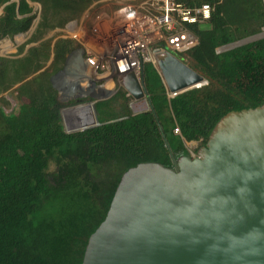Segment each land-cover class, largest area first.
<instances>
[{"label": "trees", "instance_id": "trees-1", "mask_svg": "<svg viewBox=\"0 0 264 264\" xmlns=\"http://www.w3.org/2000/svg\"><path fill=\"white\" fill-rule=\"evenodd\" d=\"M30 1L42 6L30 40L40 44L21 58L0 57V96L11 92V100L24 102L9 115L0 109V264H83L89 239L106 219L126 171L149 162L173 167L158 121L179 159L190 155L187 144L206 146L230 112L264 105V39L218 53L263 32L264 0H176L213 8L206 28L190 26L199 38L189 54L192 68L209 84L170 99L157 66L147 64L145 83L155 113L134 115L131 99L120 90L96 105L102 126L74 134L65 132L51 78L77 45L44 38L105 0ZM4 6L0 40L33 28L38 15L28 0H0ZM24 52L21 47L17 56ZM2 102L10 107L6 98Z\"/></svg>", "mask_w": 264, "mask_h": 264}, {"label": "water", "instance_id": "water-1", "mask_svg": "<svg viewBox=\"0 0 264 264\" xmlns=\"http://www.w3.org/2000/svg\"><path fill=\"white\" fill-rule=\"evenodd\" d=\"M262 39L264 30L218 53ZM155 65L171 93L209 84L170 51L157 52ZM86 69L84 50L76 49L51 78L66 134L102 126L96 105L119 89L134 115L155 113L145 69L140 79L120 78L118 90L86 81ZM158 124L173 167L149 162L126 171L83 264H264V105L227 114L196 157L176 159Z\"/></svg>", "mask_w": 264, "mask_h": 264}, {"label": "built area", "instance_id": "built-area-1", "mask_svg": "<svg viewBox=\"0 0 264 264\" xmlns=\"http://www.w3.org/2000/svg\"><path fill=\"white\" fill-rule=\"evenodd\" d=\"M92 9L98 10L91 29L93 39L80 38L79 43L84 50L87 79L108 90L126 75L140 79L145 65H155L159 51L183 57L191 54L199 38L190 26L206 24L213 13L209 5L190 8L176 0H105ZM180 94L168 90L170 99ZM10 108L3 111L9 115L16 109ZM175 133L180 134V130L175 129Z\"/></svg>", "mask_w": 264, "mask_h": 264}, {"label": "crops", "instance_id": "crops-1", "mask_svg": "<svg viewBox=\"0 0 264 264\" xmlns=\"http://www.w3.org/2000/svg\"><path fill=\"white\" fill-rule=\"evenodd\" d=\"M14 1H17V0H14ZM28 1H29L30 5L34 8V13H37V15H38V18L36 20L35 25L33 26V28L28 33H26V34H20V35H23V36L18 35V36L14 37V38H7V39H14L15 40V44L12 41H10V42L13 44V46L16 49H18L17 51H19V49L21 47H25V52H24V54L22 56H17L18 55V52H17V54L14 55V56H8V55H10V53H7V54L4 53V54H0V57H5V58H21L24 55H26L28 53V51L32 47L38 46L40 44V42H38V43H30V40L33 37V35L35 34V32L37 30V27H38V24L40 22L41 13H42V6L40 4H37V3H32L30 0H28ZM92 7L84 15H82L81 18L69 22L65 26V28H63V29H56L55 31H52V33H53L52 35L53 36L52 35L49 36V34L51 32L49 34H47L45 36L44 40L53 39V38H55L56 40L59 39V38L70 39V40H73L76 43L77 49H81L82 46L79 43L80 38H84V39H87V40H92L93 39V37L91 35V29H92V26H93L94 13L97 12L98 10L96 11L95 9H92ZM4 8H5V6L4 7H0V17L4 13ZM27 35L30 36L29 37L30 38L29 39V42H28L27 45H23L22 46L21 45L22 44V39L26 38ZM18 38L21 39V42H18ZM16 39H17V41H16ZM6 42H7L6 39L0 40V48H2V47L3 48H10V47H4V46L1 45L2 43H6ZM15 45H17V46H15ZM51 63H52V61L48 64V67L51 65ZM86 73H88L87 69H86ZM87 80L88 79H86V81ZM108 88L110 89L109 85H108ZM5 94H3L0 97L1 98L2 97L5 98L6 97V96H4ZM6 95H8V96L11 95L10 98L12 97V93L11 92H7Z\"/></svg>", "mask_w": 264, "mask_h": 264}, {"label": "rangeland", "instance_id": "rangeland-1", "mask_svg": "<svg viewBox=\"0 0 264 264\" xmlns=\"http://www.w3.org/2000/svg\"><path fill=\"white\" fill-rule=\"evenodd\" d=\"M204 27V28H206V25H201V27ZM53 33L51 32L50 34H49V36H51ZM53 36V35H52ZM30 36L29 35H27L26 36V38H24V39H22V46L23 45H27L28 44V42H29V38ZM7 41H12V42H14V44H15V40L14 39H6ZM16 41H17V39H16ZM18 42H21V39L19 38L18 39ZM15 46H17V45H15ZM18 49H16L14 46H12V47H10V48H0V54H4V53H10V55H8V56H14V55H16L17 54V51ZM13 51V52H12ZM12 52V53H11ZM185 62H186V64H188L190 67H192V65L195 63L194 62V60H193V58L191 57V56H189V55H187V56H185ZM110 85H111V87H113L112 85L113 84H111V82L109 83ZM108 84V85H109ZM118 90L119 89V86H118V84L116 83L115 84V87L112 89V90ZM121 89H119V91H120ZM7 94V93H6ZM4 95V96H6L5 98L7 99L8 97L10 98V96H8V95ZM8 96V97H7ZM8 100V99H7ZM9 101V100H8ZM13 101V100H12ZM9 103H11V105H10V107H12V106H14L16 109L17 108H19L24 102L23 101H21V100H17V101H14V103L12 104V102H9ZM133 102L131 101L130 102V108H131V104H132ZM10 107H7L6 108V106H5V104L2 102V98L0 97V109H4L5 108V110H7V111H10ZM132 110V109H131ZM132 113H133V110H132ZM198 147H199V144L198 143H191V144H187V148L189 149V151H190V153L193 155V156H197V153H196V150H198Z\"/></svg>", "mask_w": 264, "mask_h": 264}, {"label": "bare ground", "instance_id": "bare-ground-1", "mask_svg": "<svg viewBox=\"0 0 264 264\" xmlns=\"http://www.w3.org/2000/svg\"><path fill=\"white\" fill-rule=\"evenodd\" d=\"M18 39H19V38H18ZM111 84H112V83H111ZM109 87H110V89L112 88L110 84H109ZM143 107H144L143 105H139L137 108L142 109Z\"/></svg>", "mask_w": 264, "mask_h": 264}]
</instances>
